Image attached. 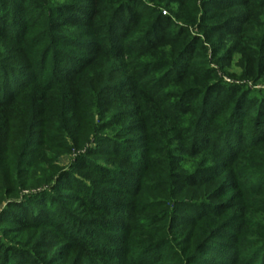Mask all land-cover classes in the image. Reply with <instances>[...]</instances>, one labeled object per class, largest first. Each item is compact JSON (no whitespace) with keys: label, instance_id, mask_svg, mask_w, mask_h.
<instances>
[{"label":"rangeland","instance_id":"obj_1","mask_svg":"<svg viewBox=\"0 0 264 264\" xmlns=\"http://www.w3.org/2000/svg\"><path fill=\"white\" fill-rule=\"evenodd\" d=\"M36 1V17L16 15L26 29L23 44L0 46V82L16 94L0 111V239L24 252L27 264H264V139L243 129L248 115H224L234 123L218 122L227 130L211 143L215 134L198 112L178 119L170 112L184 103L168 81L181 70L173 56L166 71L153 72L151 59H139L124 42L120 59L85 65L87 30L51 13L63 1ZM141 1L179 25L200 15L242 18L238 32L221 40L223 49L214 55L206 44L190 66L209 67L215 81L252 96L264 93V0H188L180 19L175 6ZM189 32L203 37L192 25ZM67 74L75 78L73 94ZM132 103L137 111L125 120ZM82 160L89 168L77 170ZM108 191L110 216L102 211ZM81 194L94 209L78 208ZM50 196L58 201L55 216H67L70 228L61 232L68 228L70 238L40 226L17 229L24 244L4 231L18 206L30 198L49 206ZM73 220L97 235L90 249L72 231Z\"/></svg>","mask_w":264,"mask_h":264},{"label":"trees","instance_id":"obj_2","mask_svg":"<svg viewBox=\"0 0 264 264\" xmlns=\"http://www.w3.org/2000/svg\"><path fill=\"white\" fill-rule=\"evenodd\" d=\"M60 1H63L64 5L55 6L51 10V13L57 16V20H61L63 25L70 27H83L92 38V42L87 44L86 51L90 57L84 60L85 65L94 64L98 58L109 60L111 55H114V59H120L124 55V51L119 45L124 42L139 59H151L153 72L166 71L169 64L166 61V57L171 55L174 58L175 69H181L179 72H169L172 74H167L170 75L168 80L170 85L177 90V94H172V97L176 98V100L181 98L184 102L179 107H176L175 110L170 109L175 118L178 119L181 116L198 112L203 126L215 134L214 139L210 142L218 143L219 136L227 129H219L217 123L228 121V123H234L229 119L224 120V115L228 117H235L240 114L248 115L247 120L244 121L246 126L243 129L254 132L253 137L259 135V137L262 136L261 138L264 139V93L259 97L252 96L248 92L240 91L238 88L215 81L217 77L214 76L215 74L209 67L194 69L190 66L191 56L194 55L196 50L206 52V44L212 46L214 55L218 53V50L223 49V46L220 45L221 40L225 36L230 37L238 32L242 18L234 17L231 14L219 17L214 14L209 16L200 15L199 20L190 18L184 24L179 25L171 17L162 16L156 11L147 12L141 0ZM152 1L165 5L167 8L175 6L177 9L175 18L177 19L181 18L188 3V0ZM207 1L210 0H201V2ZM207 7L208 4L203 8ZM40 8L41 6L36 0H10L8 4L7 0L1 1L0 46L14 41H20L23 44L26 38V29L25 26H21V20H17L16 15L20 14L23 17L22 20L31 16L36 17ZM51 25L53 30L57 24L53 25L52 23ZM189 25L194 26L203 37L192 36L189 32ZM134 34L142 35L143 37L135 38L133 37ZM228 54L229 52L224 53L223 58L229 59ZM141 73L147 72L145 70L142 72L137 71L135 74L140 77ZM0 77H2L1 70ZM74 79V75L70 77L68 74L63 78L71 94L74 93L71 87ZM120 86L122 85L114 86V90H119ZM130 86L132 87V85ZM130 89L136 90V86L133 88L129 87V91ZM42 90L44 93L45 87ZM119 91L121 92L122 90ZM113 92V95L117 93ZM43 93L40 98L44 97ZM15 95L8 92L3 81L0 82V111L13 106ZM129 111L125 120L131 119L136 113L137 107L134 103H132ZM239 125L241 124H238L237 127ZM232 134L233 132L229 130V136ZM210 142L209 140L206 141L207 144ZM85 164V161L82 160L76 162L74 167L77 170L89 168L88 164ZM53 190H55V193L58 191L56 185H54ZM110 194V191H108V195L104 197L107 202L102 207L103 213L107 216L112 213V206L108 204L111 201ZM65 196L67 199L70 198V195ZM29 200L25 207L20 205V207L16 208L17 211L8 214L6 221L8 227L4 228L5 232L15 234L17 229L22 232L31 229V227L40 226L44 229H54L57 233H63L65 237H71L72 234L68 231L70 226L64 222L67 216H55V208H52V206L58 205L55 196L49 197V206H46L44 198L40 200L30 198ZM75 202H78V208L88 207L94 209L91 204L93 203L91 196L88 198V195L81 194ZM16 206V204H13V208ZM60 210L61 208L57 209L59 213ZM73 221L72 231L75 230L82 246L90 249L95 244V240L97 241V235L93 234L92 230L87 226L78 223L77 220ZM63 225L68 228L61 232ZM15 238H18V242L28 243L27 238L18 234H15ZM22 254L24 255V252L18 251L16 245L8 244L0 239V264L29 263L22 259Z\"/></svg>","mask_w":264,"mask_h":264}]
</instances>
